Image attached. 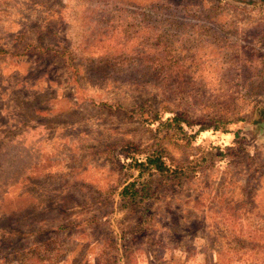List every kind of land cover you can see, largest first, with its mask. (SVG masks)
I'll use <instances>...</instances> for the list:
<instances>
[{
    "label": "rangeland",
    "instance_id": "374dc122",
    "mask_svg": "<svg viewBox=\"0 0 264 264\" xmlns=\"http://www.w3.org/2000/svg\"><path fill=\"white\" fill-rule=\"evenodd\" d=\"M0 264H264V0H0Z\"/></svg>",
    "mask_w": 264,
    "mask_h": 264
},
{
    "label": "trees",
    "instance_id": "16d2710c",
    "mask_svg": "<svg viewBox=\"0 0 264 264\" xmlns=\"http://www.w3.org/2000/svg\"><path fill=\"white\" fill-rule=\"evenodd\" d=\"M192 125V121L185 116L174 114L164 120H160L157 128L170 129L174 136L187 137V142H190L188 136L191 134L186 133V127H191ZM166 159H169L166 149L158 146L148 152L144 159H133V163L130 162V165H133L135 170H137V175L124 185L120 191L121 199L126 203L125 205L134 204L137 200L146 201L155 193V190L151 187L152 181L155 180L151 178L152 176H156V180L161 183L173 186L181 184L182 179L189 173L188 168H184L173 161L169 164Z\"/></svg>",
    "mask_w": 264,
    "mask_h": 264
}]
</instances>
